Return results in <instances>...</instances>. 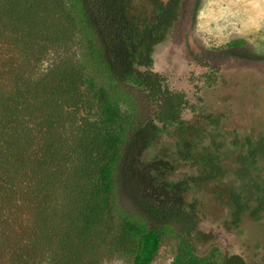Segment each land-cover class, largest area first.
Here are the masks:
<instances>
[{
  "label": "trees",
  "instance_id": "16d2710c",
  "mask_svg": "<svg viewBox=\"0 0 264 264\" xmlns=\"http://www.w3.org/2000/svg\"><path fill=\"white\" fill-rule=\"evenodd\" d=\"M185 1L0 0V264H152L174 233L175 264H203L190 192L230 173L228 226L264 217V133H223L205 106L220 73L206 66L190 93L155 71Z\"/></svg>",
  "mask_w": 264,
  "mask_h": 264
},
{
  "label": "rangeland",
  "instance_id": "374dc122",
  "mask_svg": "<svg viewBox=\"0 0 264 264\" xmlns=\"http://www.w3.org/2000/svg\"><path fill=\"white\" fill-rule=\"evenodd\" d=\"M154 62L155 71L166 74L174 88L190 93L208 71L206 66H211L221 76L206 93L205 106L214 116L224 114L223 133L230 132L231 137L248 135L250 129L264 133V0H186L180 22L155 48ZM152 109L143 110L144 122ZM224 142L226 156L232 158L236 148ZM226 164L232 172L230 160ZM187 175L179 174L176 181H184ZM233 176L230 173L218 186L192 187L190 200L200 202L206 215L195 241L198 256L203 264H232L234 255L242 256L246 264H264V217L256 222L245 216L239 228L227 224L231 204L218 196L233 184ZM261 180L264 183V174ZM242 188L237 184L236 190ZM183 251V239L171 234L161 242L152 264H175ZM93 262L133 264L134 258L107 252Z\"/></svg>",
  "mask_w": 264,
  "mask_h": 264
}]
</instances>
